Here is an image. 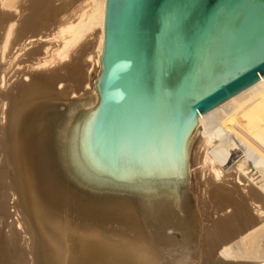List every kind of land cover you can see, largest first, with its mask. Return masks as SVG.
I'll return each instance as SVG.
<instances>
[{
  "label": "water",
  "instance_id": "water-1",
  "mask_svg": "<svg viewBox=\"0 0 264 264\" xmlns=\"http://www.w3.org/2000/svg\"><path fill=\"white\" fill-rule=\"evenodd\" d=\"M76 66L30 73L5 113L36 264H199L189 147L198 116L264 77V0H105L93 94L69 97Z\"/></svg>",
  "mask_w": 264,
  "mask_h": 264
},
{
  "label": "bare ground",
  "instance_id": "bare-ground-1",
  "mask_svg": "<svg viewBox=\"0 0 264 264\" xmlns=\"http://www.w3.org/2000/svg\"><path fill=\"white\" fill-rule=\"evenodd\" d=\"M104 3L0 0V264H24L35 255L34 232L22 216L2 149L15 86L29 80L30 73L62 79L75 64L72 77L80 74L83 90L94 92ZM60 81L58 89L64 85ZM197 122L189 168L198 187L199 264H264V77Z\"/></svg>",
  "mask_w": 264,
  "mask_h": 264
},
{
  "label": "rangeland",
  "instance_id": "rangeland-1",
  "mask_svg": "<svg viewBox=\"0 0 264 264\" xmlns=\"http://www.w3.org/2000/svg\"><path fill=\"white\" fill-rule=\"evenodd\" d=\"M65 77H67V76H65ZM62 79H64V77L62 78ZM60 82H62L64 85H61V87H66V85H67V83H66V81L64 80V82H63V80L62 81H60ZM91 82H94V77H92L91 78ZM82 82H80V85H82L81 84ZM66 84V85H65ZM57 87H58V85H57ZM77 87L78 86H76L75 88L73 87V86H71V94L69 93V97H72V96H77V94H78V92H79V94H81V90H83V87L82 86H80L81 87V89L80 90H77L76 91V89H77ZM79 88V87H78ZM75 89V90H74ZM73 91V92H72ZM74 92H76L75 94H74ZM83 92V91H82ZM73 93V94H72ZM91 94H93V91H91ZM196 137H197V134L195 135V137L193 138V140H192V142H191V144H190V146H191V148H193V146H194V143H195V140H196ZM187 189H188V191L193 195V198H194V202H195V205H196V201H195V199L197 198V193H198V187H197V184H196V182H195V179H194V175H193V173H192V166H190V168H189V174H188V179H187ZM19 209H20V207H19ZM12 210V209H11ZM21 210V213H22V216H23V214H24V216H25V213L24 212H22L23 210L22 209H20ZM20 214V213H19ZM26 218H25V221H28L27 223H28V227H31L32 228V226H30L31 225V223H30V221H29V219L27 218V216H25ZM28 219V220H27ZM30 223V224H29ZM30 228V229H31ZM33 230V228L31 229V231ZM24 264H36V260H35V255H34V257L32 256V258H25V261H24Z\"/></svg>",
  "mask_w": 264,
  "mask_h": 264
}]
</instances>
